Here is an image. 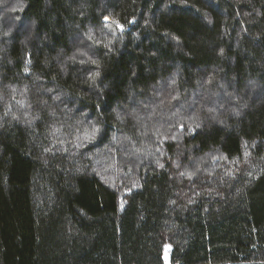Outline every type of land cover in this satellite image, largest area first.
I'll list each match as a JSON object with an SVG mask.
<instances>
[{
	"label": "trees",
	"instance_id": "obj_1",
	"mask_svg": "<svg viewBox=\"0 0 264 264\" xmlns=\"http://www.w3.org/2000/svg\"><path fill=\"white\" fill-rule=\"evenodd\" d=\"M0 264H264V0H0Z\"/></svg>",
	"mask_w": 264,
	"mask_h": 264
},
{
	"label": "rangeland",
	"instance_id": "obj_2",
	"mask_svg": "<svg viewBox=\"0 0 264 264\" xmlns=\"http://www.w3.org/2000/svg\"><path fill=\"white\" fill-rule=\"evenodd\" d=\"M104 22H109V19H107V20H105V18H104ZM119 28V31H121V32H125V28L122 26V30H121V28L120 27H118ZM212 160V159H211Z\"/></svg>",
	"mask_w": 264,
	"mask_h": 264
},
{
	"label": "snow or ice",
	"instance_id": "obj_3",
	"mask_svg": "<svg viewBox=\"0 0 264 264\" xmlns=\"http://www.w3.org/2000/svg\"><path fill=\"white\" fill-rule=\"evenodd\" d=\"M108 18L107 17H105V20H107ZM118 27H120L121 28V30H122V26H120V25H117ZM90 39H91V37H89ZM181 127H183V126H181Z\"/></svg>",
	"mask_w": 264,
	"mask_h": 264
}]
</instances>
